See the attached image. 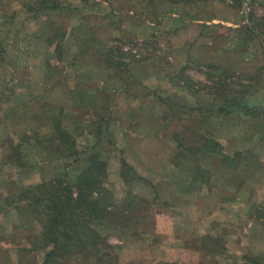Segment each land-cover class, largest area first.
Wrapping results in <instances>:
<instances>
[{
	"label": "rangeland",
	"instance_id": "obj_1",
	"mask_svg": "<svg viewBox=\"0 0 264 264\" xmlns=\"http://www.w3.org/2000/svg\"><path fill=\"white\" fill-rule=\"evenodd\" d=\"M37 1L0 0V264L42 263L21 193L94 153L118 222L57 264H264V118L217 114L264 109V0Z\"/></svg>",
	"mask_w": 264,
	"mask_h": 264
},
{
	"label": "trees",
	"instance_id": "obj_2",
	"mask_svg": "<svg viewBox=\"0 0 264 264\" xmlns=\"http://www.w3.org/2000/svg\"><path fill=\"white\" fill-rule=\"evenodd\" d=\"M189 1L191 0H166L165 2L176 5L190 3ZM235 1L240 7L241 1ZM145 3L150 7L158 5L156 0H146ZM38 5L41 6L40 8H44L49 4L46 0H38L33 7L28 6V12H34L35 6ZM246 31L253 37H258L255 32L248 28ZM48 40L51 39L48 38ZM240 95L242 93H237L236 97L230 98L234 101L228 100V102L226 97L222 96L224 106L219 109V112L217 111V114L238 113L264 118V109L257 110L261 105L250 107L245 99L240 98ZM52 132L55 137L60 135L61 139L56 138L60 143H65L69 139L57 123H53ZM86 162V169L77 177L74 184L66 182L65 179H58L43 182L21 193L20 201L22 204L17 205V208L21 209L22 205L32 208L34 210L33 215L37 217L40 224V231L35 238L41 246H35L34 250L43 253L42 264H57V262H61L82 250L90 251L91 249L100 252L105 245L100 230L113 225L114 221L118 222V219L111 215L112 211L109 209L111 205L104 202L105 190L103 187H105L107 176L99 153L89 156ZM125 170H131V168L122 161L120 177L124 182H127L126 179L129 174L125 173ZM250 262L260 264L255 260Z\"/></svg>",
	"mask_w": 264,
	"mask_h": 264
},
{
	"label": "crops",
	"instance_id": "obj_3",
	"mask_svg": "<svg viewBox=\"0 0 264 264\" xmlns=\"http://www.w3.org/2000/svg\"><path fill=\"white\" fill-rule=\"evenodd\" d=\"M190 3H182V4H176V5H170V4H168V3H164L163 5H166V7L167 6H174L175 8L177 7V6H179V5H189ZM176 10V9H175ZM166 15H169L170 17H176L177 15H180L179 17H180V19H182L183 20V17L181 16V13H178V12H176V11H174V10H171V11H168V13H166ZM177 18H178V16H177ZM200 25H202L204 28H208V27H206V26H208V23H206V22H200L199 23ZM154 27H155V24H154ZM216 27V26H215ZM215 27H213L214 29H215ZM259 39H260V37H259ZM42 264V263H41Z\"/></svg>",
	"mask_w": 264,
	"mask_h": 264
},
{
	"label": "water",
	"instance_id": "obj_4",
	"mask_svg": "<svg viewBox=\"0 0 264 264\" xmlns=\"http://www.w3.org/2000/svg\"><path fill=\"white\" fill-rule=\"evenodd\" d=\"M248 4L245 3L244 4V10H245V23L246 25L251 29V26H250V23H249V20H248ZM263 43V42H262Z\"/></svg>",
	"mask_w": 264,
	"mask_h": 264
}]
</instances>
